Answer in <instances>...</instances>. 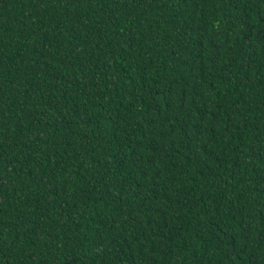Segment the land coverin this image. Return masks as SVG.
Segmentation results:
<instances>
[{
    "label": "trees",
    "instance_id": "16d2710c",
    "mask_svg": "<svg viewBox=\"0 0 264 264\" xmlns=\"http://www.w3.org/2000/svg\"><path fill=\"white\" fill-rule=\"evenodd\" d=\"M0 264H264V0H0Z\"/></svg>",
    "mask_w": 264,
    "mask_h": 264
}]
</instances>
